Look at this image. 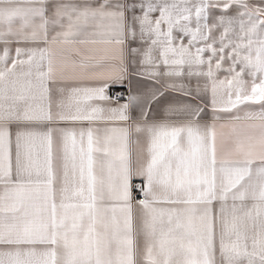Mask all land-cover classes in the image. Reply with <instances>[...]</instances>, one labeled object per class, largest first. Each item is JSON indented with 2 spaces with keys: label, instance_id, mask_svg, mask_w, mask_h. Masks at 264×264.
<instances>
[{
  "label": "snow or ice",
  "instance_id": "1",
  "mask_svg": "<svg viewBox=\"0 0 264 264\" xmlns=\"http://www.w3.org/2000/svg\"><path fill=\"white\" fill-rule=\"evenodd\" d=\"M0 264H264V0H0Z\"/></svg>",
  "mask_w": 264,
  "mask_h": 264
},
{
  "label": "crops",
  "instance_id": "2",
  "mask_svg": "<svg viewBox=\"0 0 264 264\" xmlns=\"http://www.w3.org/2000/svg\"><path fill=\"white\" fill-rule=\"evenodd\" d=\"M136 82L135 81H133V83H132V85H131V87L133 88V90L136 88ZM117 88H122V89H124V90H126L127 92H128V94H129V85H128V83L127 82H125L124 84H113V85H110V87H109V95L111 94V91L112 90H114V89H117ZM127 94V95H128ZM124 101H122V102H120V103H123ZM115 103V102H114Z\"/></svg>",
  "mask_w": 264,
  "mask_h": 264
},
{
  "label": "built area",
  "instance_id": "3",
  "mask_svg": "<svg viewBox=\"0 0 264 264\" xmlns=\"http://www.w3.org/2000/svg\"><path fill=\"white\" fill-rule=\"evenodd\" d=\"M119 94H123V96L126 97L128 92L122 88H117V89H114L111 91L110 96L114 97V96L119 95ZM122 101H124V99H121L119 102H122Z\"/></svg>",
  "mask_w": 264,
  "mask_h": 264
}]
</instances>
